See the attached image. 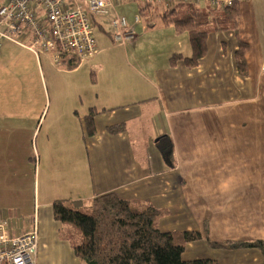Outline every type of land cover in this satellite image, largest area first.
Segmentation results:
<instances>
[{
    "label": "crops",
    "instance_id": "1",
    "mask_svg": "<svg viewBox=\"0 0 264 264\" xmlns=\"http://www.w3.org/2000/svg\"><path fill=\"white\" fill-rule=\"evenodd\" d=\"M140 17L138 24L135 17L128 20L135 33L129 45L140 43L136 27L145 21ZM181 33L176 30L173 39L166 40L165 47L171 48L162 60L149 59L145 66L140 65L143 70L132 65L133 57L124 50V61L143 89L139 92V84L124 85V93L114 95L101 108L95 106L102 113L95 118L93 136L85 135V115L78 113L86 147L85 158L75 163L76 174L68 177L60 172L57 181L47 180L42 190L37 181L26 183V174L9 182L16 195L28 185L32 202L0 203V219L16 234L38 230L36 264H83L71 246V242L79 245L71 239L75 230L54 219V200H64L79 210L76 206L88 205L110 192L137 208L150 203L163 210L157 224L164 232H203L207 221L208 236L214 242L264 241V0L241 1L240 38L249 45L246 76L239 74L235 57L238 37L230 30L209 33L207 54L195 68L189 69L183 61L171 66L173 54L187 57L190 53H182ZM106 46L89 62L95 74L98 66L100 72L105 69L103 55L111 49L110 44ZM3 50L4 46L0 52ZM24 50L35 58L39 69L43 59L52 62L50 57L38 59ZM29 113L34 111L20 114L17 110L11 116L0 109V128L4 124L9 134L11 130L33 129L35 117ZM118 123H126L127 131L109 134L108 126ZM163 133L173 139L175 169L165 170L155 148V138ZM228 179L232 181L229 189L221 190ZM182 257L184 261L210 260L211 264H264V253L258 249H214L206 239L188 243Z\"/></svg>",
    "mask_w": 264,
    "mask_h": 264
},
{
    "label": "rangeland",
    "instance_id": "2",
    "mask_svg": "<svg viewBox=\"0 0 264 264\" xmlns=\"http://www.w3.org/2000/svg\"><path fill=\"white\" fill-rule=\"evenodd\" d=\"M200 7L210 9L208 3H203ZM219 10L221 9L214 11ZM116 12L130 21L135 16L140 17L138 4L132 1L119 5ZM98 19L105 30L102 31L99 26L95 28L98 47L104 49L110 44L111 49L103 55L106 62L104 71L100 72L101 66H98L96 74H93V67L89 62L79 64L81 67L77 71H68L64 65L55 64L47 58L48 61L42 60L43 68L39 69L40 66H36L35 58L29 52L3 42L4 50L0 52V109L7 110L11 116L17 110L21 114L32 109L34 114L28 115H33L36 123L33 124V129L27 127L11 130L10 134L4 124L0 128L3 132L0 134V203L12 204L18 200L25 205L31 204L32 193L27 189L28 185L25 186L26 191L18 195L12 194L9 188V182L21 178L20 174L27 175L26 183L37 181L41 190L47 180L56 182L60 172H65L68 177L76 174L78 169H75V163L85 158L86 147L80 135L82 129L78 123V113L83 117L91 107L101 108L114 95L124 93L123 86L127 84H139L141 92L142 82L131 67L126 65L124 50L129 51L133 57L132 65L143 70L140 65L145 66L149 59L165 57L163 53L171 48V45L165 47L166 40H172L173 34L178 30L174 24L162 26L164 23L161 16L157 15L153 18L155 26L149 27L143 21L136 27L140 43L114 45L107 34L111 31V16H99ZM181 34L185 44L182 53L186 55L190 50V55L191 44L187 31ZM8 149L12 152L8 153ZM78 154L83 157L78 159L75 157ZM82 169L85 167L82 166ZM4 185L6 187H2ZM85 204L76 208L84 213H91V203ZM67 225L76 232L72 241L81 244L82 233L75 226Z\"/></svg>",
    "mask_w": 264,
    "mask_h": 264
},
{
    "label": "trees",
    "instance_id": "3",
    "mask_svg": "<svg viewBox=\"0 0 264 264\" xmlns=\"http://www.w3.org/2000/svg\"><path fill=\"white\" fill-rule=\"evenodd\" d=\"M162 8V9H160ZM138 12L149 27L157 15L165 25L174 24L180 32L187 31L191 44V54L183 56L175 53L170 65L183 61L189 68H195L207 54V37L211 31L232 30L238 37V50L235 52L237 68L241 76L248 74L246 55L249 45L240 38L241 2H235L219 11L204 9L190 3H178L172 7L138 4ZM105 32L104 27L95 21V28ZM109 38L114 42L112 33ZM80 61L64 60L66 69L79 67ZM95 74V72L93 73ZM102 113L91 107L84 116L85 135L96 134L95 118ZM127 131L126 123L108 126L107 132L117 135ZM85 137V136H84ZM155 148L159 152L165 170L177 166L174 142L169 134H160L155 138ZM91 213H84L69 206L64 200H54L53 216L57 222L71 224L82 233L83 241L77 245L71 242L75 256L83 264H211L210 260L184 261L183 253L190 242L206 239L214 249H258L264 253V241H238L219 243L209 236V224L204 223L202 231H168L158 228V220L164 211L146 203L143 208L133 206L132 202L110 192L91 201ZM67 239V238H66ZM68 240V239H67Z\"/></svg>",
    "mask_w": 264,
    "mask_h": 264
},
{
    "label": "built area",
    "instance_id": "4",
    "mask_svg": "<svg viewBox=\"0 0 264 264\" xmlns=\"http://www.w3.org/2000/svg\"><path fill=\"white\" fill-rule=\"evenodd\" d=\"M126 1L167 8L178 3H208L210 9L218 10L243 0H0V50L7 41L38 59L50 57L58 65L68 59L91 62L100 53L95 37L97 17L111 16L115 43L135 38L127 17L116 12ZM134 21L138 24L141 18L135 16ZM38 243L36 228L16 234L0 219V264H36Z\"/></svg>",
    "mask_w": 264,
    "mask_h": 264
},
{
    "label": "clouds",
    "instance_id": "5",
    "mask_svg": "<svg viewBox=\"0 0 264 264\" xmlns=\"http://www.w3.org/2000/svg\"><path fill=\"white\" fill-rule=\"evenodd\" d=\"M231 183H232L231 179L225 180V181L221 184V190H227V189H229Z\"/></svg>",
    "mask_w": 264,
    "mask_h": 264
}]
</instances>
